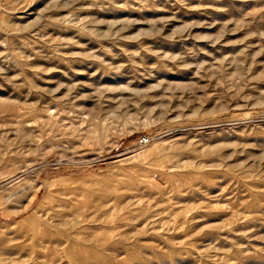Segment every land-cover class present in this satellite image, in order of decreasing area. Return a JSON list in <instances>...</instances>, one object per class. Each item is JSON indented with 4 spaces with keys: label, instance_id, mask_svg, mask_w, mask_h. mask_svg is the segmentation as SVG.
<instances>
[{
    "label": "rangeland",
    "instance_id": "374dc122",
    "mask_svg": "<svg viewBox=\"0 0 264 264\" xmlns=\"http://www.w3.org/2000/svg\"><path fill=\"white\" fill-rule=\"evenodd\" d=\"M0 264H264V0H0Z\"/></svg>",
    "mask_w": 264,
    "mask_h": 264
},
{
    "label": "built area",
    "instance_id": "2783aa9c",
    "mask_svg": "<svg viewBox=\"0 0 264 264\" xmlns=\"http://www.w3.org/2000/svg\"><path fill=\"white\" fill-rule=\"evenodd\" d=\"M138 145H145L148 143V137L142 136L141 138L138 139L137 141Z\"/></svg>",
    "mask_w": 264,
    "mask_h": 264
},
{
    "label": "bare ground",
    "instance_id": "6f19581e",
    "mask_svg": "<svg viewBox=\"0 0 264 264\" xmlns=\"http://www.w3.org/2000/svg\"><path fill=\"white\" fill-rule=\"evenodd\" d=\"M39 207H40V205H39Z\"/></svg>",
    "mask_w": 264,
    "mask_h": 264
}]
</instances>
